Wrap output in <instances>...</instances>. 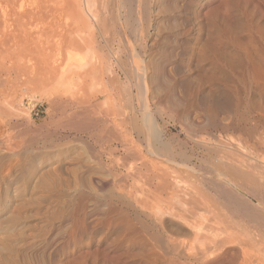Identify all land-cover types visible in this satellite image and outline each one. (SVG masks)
<instances>
[{"label": "bare ground", "instance_id": "1", "mask_svg": "<svg viewBox=\"0 0 264 264\" xmlns=\"http://www.w3.org/2000/svg\"><path fill=\"white\" fill-rule=\"evenodd\" d=\"M24 1L0 0L1 62L6 61L5 56L14 55L17 60L31 52L40 53L36 41L43 31L38 30L44 17L43 2L28 0L26 8ZM88 3L96 42L93 36H89L91 43L87 38L79 40L81 43L70 39L74 31L70 28L63 27V33L60 29L57 33L55 26L49 27V33L45 31L47 49L54 51L53 66L49 64L55 73L54 99L59 107L64 100L75 103L80 110L74 116L108 118L125 111L124 115L133 118L139 113L145 132L130 134L127 139L109 131L84 133L86 155L62 158V151L55 152L60 156L52 172L49 170L54 177L43 172L49 181L32 170L33 165L18 167L19 173L9 166L11 174L0 159V184L4 188L13 185L10 194L3 196L10 206L0 202V264H264V257L257 258L252 252H257V243L251 246L261 235L256 233L264 231V0ZM72 4L68 5L74 7ZM93 45L106 54L107 62L110 60L109 65L104 64L108 70L100 66L102 62L95 61V65L98 56L92 59L94 65L85 66L86 71L75 70L70 62L71 48L79 46L86 51L87 47L95 54ZM46 78L50 82L49 76ZM78 79L84 89L99 83V95L86 89L81 97L68 96ZM122 80L130 103L137 97L138 109L130 104L120 112L111 105L117 92L114 86ZM100 95L110 103L106 109L99 108ZM239 112L240 119H236ZM166 113L186 120L196 114L204 117L206 127L212 130L245 132V159L231 158L225 148L230 144L221 141L215 149L216 164L204 162V168L192 164L174 138L168 139L156 124L155 116ZM196 121L190 122L195 125ZM191 140L194 147H208L203 140ZM136 143L144 146L135 147ZM131 160L137 161L136 165ZM21 182L30 186L29 202L22 199ZM217 187L225 203L214 198L219 194L214 190ZM47 189L66 193L36 198V190ZM27 207H31L30 214Z\"/></svg>", "mask_w": 264, "mask_h": 264}, {"label": "rangeland", "instance_id": "2", "mask_svg": "<svg viewBox=\"0 0 264 264\" xmlns=\"http://www.w3.org/2000/svg\"><path fill=\"white\" fill-rule=\"evenodd\" d=\"M67 1H68V4H70V5L72 2L74 4L75 8L69 6L67 4L66 0H60V1L59 0H53V1L41 0V3L42 2L43 3L40 5H42L41 8H43L42 11L44 12L42 16H44V17H42L43 20L41 19V22L38 25V30H39V33L42 30L43 31H42V34L40 33V39H38L39 41H36L37 44H39V45L36 44L37 45L36 46L37 51L39 50L40 53L39 52H33L34 54H32V52H31V54L29 53V55H26L27 57L25 55H23L24 57L21 56L20 59L17 58V60H15L16 57H14V55L13 56L8 55L10 57L5 56L6 61L5 62L3 61L4 63L1 62L2 60L0 61V67L3 65L5 67V68L3 67L5 69V72L2 76V79H0L2 81V83H0V91H1L0 92V98H1L0 99V107L2 108V110L0 109V111H1L0 112V133H1L0 140H2V141H0V153H1L0 159H1V162L4 163V164L1 163L3 165V168L8 169L9 173H11V174L13 172L19 173V171H20L19 168L20 169L22 167L29 168L30 165L31 166L33 165L32 166L33 168L31 167V169L34 171H37L36 173L43 176V178L45 177L44 178L45 180L46 179L48 180V178H46L45 175H47L48 173H49L48 175L52 174L49 172V170H51V172H52L51 168H52L53 164L55 163L56 159L60 155L63 156L62 158H65V157L70 158L71 157L73 159L77 158L78 156L83 158L84 155H86L84 152L85 147H84L83 141H82V140H86L85 138L84 139L82 138L84 133L85 134L86 133L89 134L90 132L106 133L109 131V132L120 133L124 136L126 135L125 139H127L128 138L127 136L130 134L135 135L136 132L144 131L142 129V125H143L142 117L140 116L139 113H137L136 116H134L133 118L131 115H128V116L124 115V113H125L124 109L128 108V106L130 104H132L136 109H138L137 108L138 102L136 101L137 97L136 98L134 97L132 99L134 101H132V103H130V101L128 99V95L126 94V91H125L126 90V84L123 80H122V83L118 84L119 86H117V87L114 86L116 88L117 92L114 94V96H112L113 99L112 98L111 99L115 100V101H111L110 99L108 100V101H111L110 103H111V105L113 104L112 106L114 108L118 109L120 112L124 111L123 114L120 113L119 116H117V117L111 116L108 118H102L100 116H95V115L93 117L91 114H90V116H92L91 118L89 116H88L89 118H87V117H85V115L80 116L77 114H76L77 116L75 115L76 116L75 117L74 114L80 110L77 108L76 105H74L75 103L71 104L72 102L64 100L65 103H64V105H62L64 107L63 108V107H61V105L59 107V104H57L56 99H54L55 93H53V91H55V90L53 88H55V85L53 83L55 81V78H54L55 73H53V70H52L53 68L51 67L53 65H51L52 63L50 62V61H52L51 58L53 57L54 51L52 49H51V51L47 49V44H46L47 41L45 40V36L47 34L46 32L49 33V31H48L49 27L51 29H53L52 26L57 27L56 28L57 33H58L59 29H60L61 33H63L64 30H66L67 28L74 29V31H72L71 34H69L70 36L69 35H67V36H69L70 39L75 38L73 40H77L78 42H80V41L82 42L83 39H85L84 41H87V39H88V41L91 43V41H92L91 39L94 38L93 33L94 34L96 33V28L92 24L93 22L91 21V15L89 13L90 12L89 11L90 3H88L89 0H87V2H84L86 0H73L75 3L73 1H69V0H67ZM24 2L26 3V5H25V3L23 4L24 7L29 6L30 3L28 2V0H25ZM27 3H28V5H27ZM52 3H54V4H52ZM86 3H87V6H89V8L85 5ZM47 6H49V7H47ZM26 8H28V7H26ZM63 8H65L64 9L65 12L62 11V13H61L60 9H63ZM85 8L88 10H86ZM46 9H48L49 12L46 11ZM75 9L77 10V12L75 11ZM44 10L48 13H46ZM66 10L69 11L71 15L68 14L66 12ZM60 13H61V16H59ZM76 13H79L78 16L82 17L83 21H81L80 17L78 18ZM44 14L50 15V16L45 17ZM73 16L77 17L76 20L73 19L74 18ZM47 17H48V19H47ZM78 19L81 22H84L85 26H83L84 23L80 24L79 23L80 21ZM76 21L78 22V24L76 23ZM66 25H68V26H66ZM76 25H78V27H79L78 29L76 28ZM82 26L86 27V29L89 32L88 31L86 32V30L84 28H82ZM63 27H64V30H63ZM80 28H82L83 30ZM28 30H30L29 27L27 28L26 31L29 32ZM60 31H59V33H60ZM44 32H45V34H44ZM79 32L81 33V36L78 35V34H80ZM65 34H67V33H65ZM79 36H80V38H79ZM82 36H85V37L83 38ZM89 36L90 37L93 36V37L90 39ZM93 41H94V39H93ZM94 42H96V40ZM95 44H97V43H95ZM30 46H31V44H30ZM93 46H94V48L96 47L94 49L95 54H93L92 49L89 50L87 47H86V51L84 49L85 47L83 48L84 50H82V48L79 49V46H74L75 48H71V49L75 50V51L70 50L72 52V55H73V58L71 57L72 59L70 60V62H71V65H73V66L75 65L74 66L75 70L76 69L80 70V72L86 71L85 68L87 66H90L91 63H92V65H94L95 61L99 62V64H100V62H102L100 64V66L101 67L104 66L103 68H106L108 70V67L105 66L104 64L105 63L110 64V60H109V62H107L108 58H107L106 54L103 53L102 51H100L98 49V46H96V45H93ZM31 47H34V44ZM45 52H46V55H45ZM35 53H37L38 55ZM115 53H117V55L120 54V52L116 49H115ZM89 55H91V57ZM121 55H124L122 57H123V60L126 62L127 61L126 54L122 53ZM96 56H98V57H96ZM93 57L94 58L96 57L97 59L95 58V60H94ZM11 58H12V60H11ZM99 58L102 61L99 60ZM104 58H105L106 62L104 61ZM45 59H46V61H44ZM92 59L94 60V62L92 61ZM89 61H90V64H89ZM36 62H37V64H36ZM97 62H95L96 66L98 65ZM46 63L48 65L50 64L51 66L50 65L48 66ZM109 64H107V65H109ZM37 65L41 69H38ZM43 67H45V68H43ZM46 68H47V70H46ZM72 69H73V67H72ZM106 69H104V70H106ZM48 72L50 73V75ZM47 75L49 76V79H51L50 82H48L49 80H47L48 78H46V77H48ZM43 76L45 77V79ZM50 76H52V77H50ZM26 83H28V86ZM49 83H51V84H49ZM98 84L96 86L94 85V87H85V88L88 90L87 92H89V94L92 91L91 94H93V92H94V94L99 95L100 86H98ZM26 87L28 88V90ZM70 87H72L70 89L71 90L73 89V92L75 93V95H73L74 93L70 90V93L68 94V96H74V97L78 98V97L85 95L84 90H86V89L83 88V84H82L81 79L76 80L75 85L73 84V86L71 85ZM90 88H91V90H90ZM86 94H88V93H86ZM104 98L106 100L105 95H100L98 102H97L100 104L101 107L99 106V108H101V109H106L107 107H109V104H110L109 102H107V100H106L107 104H104L105 103V101L103 100ZM7 100H9V101H7ZM75 106H76V108H75ZM61 108H63V109H61ZM61 110H63L64 112ZM69 110H70V114H72L71 110H72V112L74 111V113L72 114L73 116H71L70 114H68L70 116L67 115V113H69L68 112ZM3 111H5V113ZM241 113L239 112V116L238 115L235 116L236 119L240 117ZM123 115H124V117H123ZM169 115L170 114H168V113L161 115V116L156 115L155 116V122L158 125V127L160 128L161 132H163L167 136L168 139L174 138V144L179 145V146L177 145L178 149L181 148L180 152L184 151V152H182V154L184 153L185 156L191 157L189 159V161L192 164H195L196 166L199 165L200 168H204L205 164L208 162L211 164H214V161H215V164H216V161L218 158L217 157L218 153L216 154L217 151L215 149L217 148V146H219L218 144H220L222 142L223 143L226 142L224 145H226L227 143L230 144V146H226V147L224 145L223 146L225 148H227V153L229 151L231 152V153L230 152L228 153L231 158L235 159V158H239V157L241 158L242 157L245 159V155H243V154H245V135H244L245 132H235V133L232 131L221 132V130L219 131L218 128L216 130L215 129L212 130L210 127H206L207 124H205L206 120L205 121L203 120L204 117L202 118V116H198V115L196 116V114H192L194 116H192V115L191 116L194 118L191 117L190 120H188V119L186 120L185 117H182L183 118L182 119V118H174L173 116L170 117ZM195 117L197 118V120L200 119V120H198L200 126H199V124H197L198 122L196 121ZM191 119H193V120H191ZM232 120H233V118H232ZM234 120H235V118H234ZM190 121L191 122L196 121L197 123L195 122V125H197L199 127H196L194 125V123H191ZM189 122L191 124H189ZM231 122H234V121H231ZM234 123L235 124L237 123L236 120ZM241 125L245 127L244 122L241 123ZM90 128H92V129H90ZM186 131H188V132H186ZM81 132H83V133H81ZM191 138H193L194 140H195V138L197 140L199 139V141L203 140V142H205L208 147H211V144L213 147L215 146L214 144H216V146L214 148L211 147L210 149L208 147H201L202 149H204V150H202L200 147L198 148V146L196 145L198 148L197 149L196 146L195 147L193 146L194 144H193ZM229 140L231 141V143ZM218 141H219V143H218ZM2 142L4 143V145ZM209 142H210V144H209ZM140 144H141V147L144 146V143H138V144L136 143L133 145L135 146V145H140ZM222 144H220V145H222ZM3 148H6V149H3ZM192 148H193V150H192ZM207 148H208L209 152L211 149H213V150H211L212 153L207 152V150H206ZM7 149H9V150H7ZM12 150H13V152H12ZM222 150H224V149H222ZM231 150H233V151H231ZM57 151H62V152H60L61 154L59 153L60 154L59 156H57L58 154L55 155L56 154L55 152H57ZM204 151L206 152V154ZM224 151H223V154H226L228 156L226 151L225 152ZM232 152H233V154L235 153L234 156H233ZM237 153L241 154L243 156L240 155V156L236 157L238 155ZM214 154H216V155H214ZM206 155L207 156L211 155V156L207 158ZM219 155H222V154L219 153ZM4 156L7 157V159L8 158L9 159L7 160ZM211 157L213 159V163H212ZM7 161H8V164H7ZM131 161L133 162V165H136L137 161H135V160H131ZM131 161H128V165L132 164ZM14 162H15V164H14ZM204 162H206V163H204ZM18 164H19V166H18ZM22 164H24V165H22ZM217 164H219V163H217ZM9 166H11L10 168L13 172L10 170ZM14 169H15V171H14ZM17 170H19V171H17ZM43 172H46L47 174L46 173L43 174ZM5 173H7V172L4 171V173L2 174V177L6 179L8 177H5ZM19 175H18V177H19ZM50 176H53V175H50ZM19 179H21V178H18V180ZM50 179H53V178H50ZM22 182H21V184H23ZM12 187H13V185H10V187L8 186V187L4 188L0 184V199H1L0 202L2 203V205H8V207L10 206V203L6 202L4 197L6 196L7 192L10 194V192L13 189ZM29 187H27V185L23 184L22 190L20 191V193L23 192L22 199L27 200L28 202L30 201V197L32 198V195H30V188ZM46 187L47 186L43 185V188H46ZM1 189H2V191H1ZM62 189L60 191L55 190L54 192H51V190L47 189L46 190V192L48 191L47 193L45 192V190H43L44 192L36 190L35 193L34 192L33 193L35 195L37 193L36 198H37V196H40L42 194H43L42 196H46L48 194H49V196H54V195L56 196L57 194L66 193ZM217 189L219 192L218 195H216V193H218V192H216ZM214 190H216V191L215 192L213 191V194H215L216 196L213 195L212 192H211V195H213V197L215 196L214 198L216 199V201L218 199V203H222V202L225 203L226 201L224 202V200H223L225 198H224V196H222L223 194L221 193L222 191H220L221 189L217 187ZM35 195H33V199L35 198ZM218 196L220 198H218ZM28 198H29V200H28ZM221 198H223L222 199L223 201L220 200ZM2 200H3V202H2ZM27 201H25V202L27 203ZM30 209H31V207H27V212L30 211ZM6 210L8 211V209H6ZM2 215L4 216L5 213H3ZM236 217H238V216H235V218ZM235 221H237V218ZM235 223H237V222H235ZM263 226H264V224H263ZM263 230H264V227H263ZM259 233H261L260 236H261V239H263V241L260 239V236L258 235ZM256 235L259 236V237H256V239L257 238L259 239V240L258 239L256 240L259 243L254 242L251 244V246L252 245L254 246L257 243L256 244L257 252L255 249L252 252L257 254V256H256L257 258L260 257V259H263V257H264V237H263L264 231L263 232L262 231L257 232ZM1 237H2V234L0 233V238ZM252 247L250 249H253ZM259 254H260V256H258ZM263 261H264V259H263Z\"/></svg>", "mask_w": 264, "mask_h": 264}]
</instances>
